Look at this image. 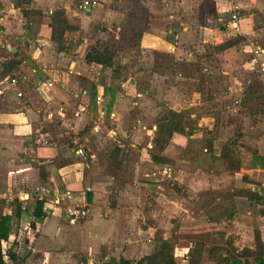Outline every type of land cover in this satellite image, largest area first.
I'll list each match as a JSON object with an SVG mask.
<instances>
[{"label": "rangeland", "instance_id": "obj_1", "mask_svg": "<svg viewBox=\"0 0 264 264\" xmlns=\"http://www.w3.org/2000/svg\"><path fill=\"white\" fill-rule=\"evenodd\" d=\"M12 2L15 7L14 0ZM204 3L209 6L206 1ZM226 15L228 17L229 13ZM25 18L21 22L24 27L26 20L41 26L50 19H39L36 14ZM261 27L264 28L263 25ZM100 28L107 30L106 27ZM252 28L256 29L254 26ZM7 33L12 47H17L26 60L25 66L8 73L7 82L15 77L18 90L23 94L18 98L37 101V109H41L46 103L41 105L40 101L44 99L38 100L34 95L38 92L35 88L44 80L41 76H27V66L31 68L33 65L26 59L28 56L23 50V42L15 34ZM136 33L122 26L99 38L93 37L91 45H108L115 51V68L98 64H89L93 66L86 68V61L82 62L84 67H71V74L70 68H62L69 73V85L78 81L84 86L85 81H92L87 86L88 99L81 101L82 94L78 92V97L73 100L58 106L47 105L45 113L51 115L43 129L50 132L52 141L61 145L66 162L71 160L70 154L83 160L90 193H109V200L114 201H117L118 193H131V206L139 207L141 204V214L138 212L134 216L138 227L144 230L140 235L149 244L148 251H153L156 238L166 237L174 246L176 261L188 264L193 242H202L205 248L200 264H216L209 258L212 246H220L222 251L230 250L236 254V251L246 248L251 239L253 249V231L257 229V223H250V219L248 224H252V229L235 234L231 219L237 216V212L240 213L238 203L254 216L264 213L261 208L264 205V71L261 70L260 61L257 68L240 74L244 84L233 92L234 96L224 98L229 93V85L219 65V53L222 51L219 44L211 41L187 44L181 58L174 56L173 52L145 55L139 48ZM70 35H73L72 32L66 34L61 46L72 42L70 49L74 47V40L78 38ZM243 37L235 38L239 41L235 48L239 50L245 43L253 45L249 54L252 57L256 44L253 39ZM4 49L0 46V54ZM234 59L236 62L240 60L239 57ZM0 67L2 69V65ZM24 76H27L26 79ZM97 84H102L104 95L98 93ZM32 87L34 91H27ZM124 89L127 94L122 95ZM25 93L28 94L25 96ZM136 93L141 96H135ZM98 96L106 100L99 101ZM81 103H86L87 115L82 118L78 128L70 129L76 125L78 118L75 111L81 110ZM169 108L180 113L185 130L183 134L174 132L160 152L155 144L157 121ZM101 109L108 112L115 109L117 115L113 120L106 118L100 123L98 115ZM59 113L67 119L66 124H61ZM97 124L100 125L98 130L94 129ZM176 134L184 141V149L179 154L174 146ZM78 149H82L83 153L78 154ZM165 150L167 155L164 154ZM153 154L166 157L170 162H155ZM226 155L230 157L225 158ZM240 167L245 169L243 175L246 178L242 187L238 184L241 181L236 182L231 176ZM248 178L255 187L252 190H257L261 197H250L249 192L254 191H250L245 183ZM238 193H245L247 198H242L244 200L240 202L235 200ZM257 205L259 208H256ZM69 209L74 212L73 215H69ZM65 211L72 217V222L86 214L84 209L75 207H68ZM221 220L226 221L223 226L213 225ZM193 223L196 229L191 227ZM207 233L216 234V238ZM236 237L239 244L235 245ZM189 244L190 250L184 251ZM86 258L84 263L77 264H87ZM236 258L244 263V258ZM95 259L91 261L92 264H100L102 255ZM248 261L255 264L251 257Z\"/></svg>", "mask_w": 264, "mask_h": 264}, {"label": "crops", "instance_id": "obj_2", "mask_svg": "<svg viewBox=\"0 0 264 264\" xmlns=\"http://www.w3.org/2000/svg\"><path fill=\"white\" fill-rule=\"evenodd\" d=\"M205 1L209 6L204 5ZM232 1L239 5L245 15L237 32L219 31L222 22L228 18L229 0H97V5L85 9L79 8L80 0H30L28 6L36 11L39 19H48V13L52 14L61 8L69 21L78 27L70 35L78 38L74 40V47L70 49L73 45L69 42L59 50L62 41L50 22L45 21L37 26L32 20H26L24 27L21 22L26 18L21 15L20 8L14 7L12 0H0L3 25L8 32L22 40L23 50L28 56L26 59L33 65L31 68L27 66V76H41L49 83L34 95L38 100L44 99L40 101L41 105L46 103V106L37 109V101L31 102L30 99L23 100L24 97L20 99L16 96L18 84H8L7 77L10 75H3L0 67V214L11 216L8 239L2 240L4 251L12 247L22 264H77L84 263L86 256L85 263L92 264L91 261L96 260L99 254L102 255L100 264H105L110 259L136 260L151 253L148 251L149 244L140 235L144 230L135 222L134 215L140 211L141 204L139 207L131 206V193H118L117 201L109 200V193H90V185L84 176L83 160L70 154L71 160L66 162L64 158L67 157L61 153V145L52 141L50 132L43 129L51 115L46 114L45 109L47 105L58 106L73 100L80 92L83 95L80 96L81 101L88 99L87 86L92 81H85L84 86L78 81L69 85V73L62 68H70L71 74V67H84V54L94 45H91L93 37L99 38L122 26H126L129 32H138L136 36L143 54L173 52L177 58L185 54L187 44L211 41L216 45L225 39L234 36L242 38L243 35L253 39L254 44L261 49L258 57L260 65H264V28L261 27L264 26V0ZM100 27H106L107 30ZM173 44L175 50L171 51L169 46ZM252 46L245 43L239 50L233 46L219 53V65L229 85V93L224 98H232L233 92L244 84L240 74L257 68L258 65L252 62L253 55L249 56ZM19 52L17 47L4 49L0 54V66L9 59H19L21 63L18 67L25 66L26 60ZM236 57L240 59L238 62L234 59ZM90 66L93 65L86 63L85 67ZM29 90L34 91L33 87ZM97 90L104 95L102 84H97ZM103 100L106 99L103 97ZM79 108L80 111H75L78 118L75 120L76 125L70 129L78 128L82 118L87 115L86 103L79 104ZM113 110L116 116L117 111ZM59 114L61 124H66L67 119ZM176 136L174 146L179 154L184 149V141L180 135ZM164 154H168L167 150ZM228 157L230 155L225 156ZM39 166L44 167L45 178L39 175ZM240 168L231 176L236 182L241 181L238 184L242 187L246 178L243 175L245 169ZM245 183L250 191H254L251 178ZM217 198L220 200V197ZM234 198L240 202L247 197L245 193H238ZM38 201L42 202V214L39 217L34 213ZM249 206L253 207L250 203ZM68 207L84 209L86 214L76 217L72 222V217L65 211ZM261 208L264 209V205ZM237 210L240 213L237 212V216L231 219L235 234L243 233L244 230L249 232L252 229V224H248L251 219L250 223H257V229L253 231L254 240L258 233L264 244V213L254 216L242 209L239 203ZM225 223V220H221L213 225L221 227ZM191 227L197 228L195 223ZM207 235L216 238V234ZM238 241L236 237L234 244H239ZM251 243L250 239L247 247L252 248ZM190 248L189 244L184 251ZM4 260L6 264H15L7 254Z\"/></svg>", "mask_w": 264, "mask_h": 264}, {"label": "trees", "instance_id": "obj_3", "mask_svg": "<svg viewBox=\"0 0 264 264\" xmlns=\"http://www.w3.org/2000/svg\"><path fill=\"white\" fill-rule=\"evenodd\" d=\"M15 7L20 8L21 12L25 17L31 14H37L36 11H33L28 5L30 0H14ZM27 6V7H26ZM49 24L55 27L57 35L60 37L61 41L64 39L65 34L69 32L76 31L78 27L71 23L66 16L63 9L59 8L52 12L49 19ZM240 36H234L219 44L218 47L220 50L236 46L239 41L237 39ZM234 38V39H233ZM62 44V43H61ZM63 46L59 47L61 50ZM115 51L112 50L108 45H92L84 54V60L88 64H98L105 68H115ZM21 60L19 59H9L1 63L2 65V74L7 75L13 69L17 68ZM184 125L182 123V117L180 113L174 109H167L165 113L157 121V134L155 137V144L161 152L168 140L171 138L174 132L184 133ZM152 159L155 162L168 163L170 160L161 155H152ZM39 175L42 178L46 177L44 167L39 166ZM251 198H259L262 195H259L257 191L250 193ZM18 205L17 208H19ZM42 202L38 201L35 204L34 213L37 217L42 214ZM11 224L10 215H1L0 214V264H6L4 260L5 254H7L15 264H22L21 259L17 254L12 251V247L7 251H4L2 248V240H7L9 236ZM156 244L153 251L150 254H147L137 260H124V259H110L107 264H179L174 256V246L169 239L158 237L155 239ZM205 245L202 242H193V246L189 251V261L188 264H200L202 253L204 251ZM220 246H212L209 250V258L216 262V264H249L248 258L251 257L255 264H264V244L261 241L259 234L255 235V247L243 248L241 251H236V254H233L230 250L222 251ZM244 258L243 261H239L236 256ZM238 259V260H237Z\"/></svg>", "mask_w": 264, "mask_h": 264}, {"label": "built area", "instance_id": "obj_4", "mask_svg": "<svg viewBox=\"0 0 264 264\" xmlns=\"http://www.w3.org/2000/svg\"><path fill=\"white\" fill-rule=\"evenodd\" d=\"M95 5H97V0H82L79 3V8L81 9H85L88 7H94ZM229 15L228 18L225 19V21H223V26L219 28L220 32H228V31H238L239 27H240V22L241 20L244 18L243 13L241 11V8L239 7V5L232 1L229 0ZM7 30L5 28V26L3 25L2 21H1V17H0V46L5 47V48H13L11 43L9 42V40L7 39ZM169 50L174 51L175 50V44L170 45L169 46ZM253 57H252V62H254L255 64L259 63V54L261 52V49L258 46H255V48L253 49ZM261 66V70L264 71V65H260ZM9 84L11 85H17L18 81L15 77L13 78H9ZM48 81H44L42 83H40L38 85V87L35 88V90H37L38 92H40L42 90V87L45 85H48ZM125 89H127V87H124ZM124 89V92L122 95L127 94L125 93L127 90ZM23 94L21 91H17L16 92V96L17 97H21ZM135 96L140 97L141 94L136 93ZM98 100L99 101H103V98L101 96H98ZM115 117V113L113 111L108 112L106 109H101L99 111V115H98V121L100 123H102L106 118H109L110 120H113ZM100 128V125L97 124L94 129L98 130ZM111 134V133H110ZM78 154L83 153L82 149H78L77 150ZM69 215H73L74 212H72L70 209L68 210Z\"/></svg>", "mask_w": 264, "mask_h": 264}]
</instances>
